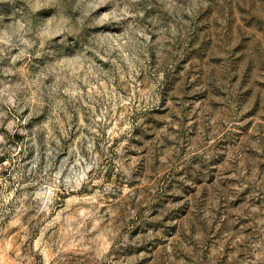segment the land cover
<instances>
[{"label":"rangeland","instance_id":"rangeland-1","mask_svg":"<svg viewBox=\"0 0 264 264\" xmlns=\"http://www.w3.org/2000/svg\"><path fill=\"white\" fill-rule=\"evenodd\" d=\"M195 8L183 27L169 18L163 38L159 23L168 13L161 3L144 13L139 43L120 39L125 30L115 22L65 33L61 43L54 34L64 27L54 15L58 9L0 0V41H16L17 33L34 41L6 53L27 52L14 65L22 72L0 75V87L44 77L41 91L47 92L57 75H66L74 87L62 85L65 104L58 123L47 129L54 168L66 161L70 167L73 150L87 160L88 143L101 157L86 184L61 186L54 210L37 215L30 195L29 201L19 198L36 191L31 164L38 157L39 172L47 163L41 130L50 116L48 101L44 97L41 105L33 90L32 107L8 114L0 126V202L11 195L15 207L26 210L17 224L15 211L0 221V243L8 248L0 264H17L16 250L24 257L19 264L254 259L249 245L264 239V16L250 15L246 0H196ZM49 20L48 32L34 35ZM60 61L68 63L58 67ZM71 93L74 104L67 103ZM26 117V124L9 130L13 120Z\"/></svg>","mask_w":264,"mask_h":264},{"label":"clouds","instance_id":"clouds-1","mask_svg":"<svg viewBox=\"0 0 264 264\" xmlns=\"http://www.w3.org/2000/svg\"><path fill=\"white\" fill-rule=\"evenodd\" d=\"M202 2L207 3L208 0H202ZM249 3V14L254 15L259 12L264 16V0H246ZM36 4H41V7L51 6L58 9V12L54 13L55 16L62 19L64 22V27L58 29L54 34L61 37L60 42L64 43L67 40V35L65 33L78 32L90 24H105V23H116L117 27L125 30V35L120 37L122 40H131L134 43H139V34L144 32L142 27V19L144 13L150 8H158L160 4L166 5L165 11L168 13L167 16H162L159 26L163 30L161 32V38H163L164 31H167V21L170 18L174 24L179 27H183L184 24L188 23L189 20L185 19L186 16H193L196 13L195 3L196 0H35ZM107 8L108 11L99 12L98 15H93L97 10ZM33 10L35 8L33 7ZM77 10L79 14L77 15ZM50 20L47 22H41L37 25L34 35L40 36L45 34L49 30ZM25 31H31L27 29ZM17 36L16 41L4 40L0 41V44H6L8 47H0V75L4 77H13L17 75V72L22 70H17L14 68L15 62L20 60L22 56L26 55V50L21 52L17 56H8L7 52L11 48L15 47H32L33 42L25 40L23 35L15 34ZM106 41H110L112 37H105ZM261 53H264V46H261ZM110 54V52H109ZM48 55L54 56L55 53L49 51ZM99 55V50L97 51ZM9 61L7 66L4 65L5 60ZM67 61L58 62V67H63L67 64ZM44 77H40L36 81H32L28 84H8L0 87V126H4L3 122L7 119L9 113L23 112L25 108L32 107L31 93L33 90L37 92V99L40 104L43 105L44 97H46L49 105L50 116L41 131L45 132L44 144L47 145V163L43 170L37 171V165L39 159H37L31 164L29 173L32 177H38L35 180L34 186L36 191L31 194H25L19 198L21 202L29 201V195L31 196L30 206L37 215L44 214L45 216L54 210L56 192L61 186L65 190L72 188H79L86 184L90 177L89 173L93 172L97 168L98 162L101 157L94 151L93 144H87V152L89 153L88 159L85 160L84 156L76 153L75 162L68 166V162H65L64 166L60 168H54V161L52 156L54 149L51 148L50 144L52 137L47 135V129L49 127L55 126L58 123L59 112L63 109L65 101L59 98V94L65 91L62 87L65 82L74 87L72 80L69 79L64 74H59L55 77V84L47 92H42L41 87L43 85ZM76 93H71L67 103L74 104L76 102ZM7 108L4 111L3 108ZM31 115V114H30ZM28 122V117L23 121L13 120L12 123L8 125L9 130H13L14 126L17 124H26ZM131 124H126V131L131 133ZM27 135V133H23ZM31 143L33 147L36 148L39 153L40 144L37 141V137L33 135L31 138ZM83 139V138H82ZM5 142L4 137L0 136V144ZM58 143V141H57ZM120 167L123 168V163L121 162ZM65 168H67V175H65ZM125 175L130 179V173L128 169H124ZM3 181H0L2 183ZM26 184L24 187H28ZM12 201V207L9 208L8 202ZM16 201H13L12 196H4L3 202H0V221L3 220L5 215L15 211L16 220L14 224L19 223V215L25 211L23 207L16 208ZM264 223V221H261ZM3 229H0V234H2ZM110 233H105L109 235ZM151 235V234H150ZM127 242V238H125ZM250 254L254 257L250 264H264V239L259 243L253 241L249 245ZM8 248L0 243V258H3L6 254ZM19 264L23 261L24 257L20 256L19 250H16Z\"/></svg>","mask_w":264,"mask_h":264}]
</instances>
